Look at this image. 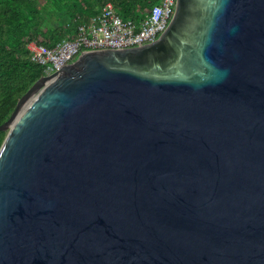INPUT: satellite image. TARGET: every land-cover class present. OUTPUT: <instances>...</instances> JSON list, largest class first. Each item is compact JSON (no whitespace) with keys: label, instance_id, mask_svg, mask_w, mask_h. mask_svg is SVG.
<instances>
[{"label":"water","instance_id":"water-1","mask_svg":"<svg viewBox=\"0 0 264 264\" xmlns=\"http://www.w3.org/2000/svg\"><path fill=\"white\" fill-rule=\"evenodd\" d=\"M0 132V264H264V0H175Z\"/></svg>","mask_w":264,"mask_h":264},{"label":"trees","instance_id":"trees-1","mask_svg":"<svg viewBox=\"0 0 264 264\" xmlns=\"http://www.w3.org/2000/svg\"><path fill=\"white\" fill-rule=\"evenodd\" d=\"M108 2L121 19L140 23L158 0H0V125L19 99L44 76V68L30 60L27 44L35 41L46 48L53 47ZM44 8L67 16V20L55 26L44 25ZM5 136L0 132V147Z\"/></svg>","mask_w":264,"mask_h":264},{"label":"built area","instance_id":"built-area-1","mask_svg":"<svg viewBox=\"0 0 264 264\" xmlns=\"http://www.w3.org/2000/svg\"><path fill=\"white\" fill-rule=\"evenodd\" d=\"M175 0H158L140 23L125 21L108 2L88 21L78 23L67 39L46 48L35 41L27 44L30 60L51 75L67 66L80 51L129 48L155 41L171 18Z\"/></svg>","mask_w":264,"mask_h":264},{"label":"rangeland","instance_id":"rangeland-1","mask_svg":"<svg viewBox=\"0 0 264 264\" xmlns=\"http://www.w3.org/2000/svg\"><path fill=\"white\" fill-rule=\"evenodd\" d=\"M42 15L46 19L44 25H52L55 26L58 21L64 22L67 20V16L59 15L58 12H49L47 8L41 10Z\"/></svg>","mask_w":264,"mask_h":264}]
</instances>
